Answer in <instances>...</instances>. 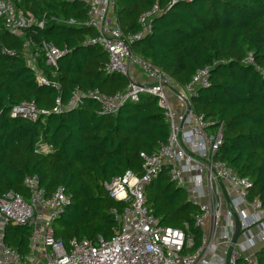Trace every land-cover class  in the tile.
<instances>
[{"label":"trees","instance_id":"16d2710c","mask_svg":"<svg viewBox=\"0 0 264 264\" xmlns=\"http://www.w3.org/2000/svg\"><path fill=\"white\" fill-rule=\"evenodd\" d=\"M15 6L35 23L22 36H13L0 22V199L9 192L28 199L24 182L35 177L46 195L63 188L72 199L54 223L57 238L65 243L110 239L116 228L111 211L123 205L109 197L105 183L127 171L142 175L141 154H152L169 137L164 110L157 98L146 94L116 114H102L99 103L88 97L69 109L77 90L114 96L127 89L130 79L108 75V54L86 45L98 32L84 25L89 10L82 1L16 0ZM156 6L151 31L132 44L133 54L182 87L199 70L209 69V87L199 89L193 110L213 123V129L224 126L215 160L250 178V200L259 199L264 207V0H116L123 33L141 32L140 17ZM46 45L65 53L57 67L47 64ZM30 55H38L36 65L49 85L37 83ZM248 55L254 65L243 63ZM58 98L63 110L56 114ZM26 101L50 114L36 121L12 119L11 110ZM40 143L52 151L38 153ZM146 197L163 226L187 225L194 238L191 251L200 246L202 232L195 227L199 208L186 190L171 183L167 171L147 187ZM29 234L27 227H10L6 243L26 252ZM257 259L264 264V246Z\"/></svg>","mask_w":264,"mask_h":264},{"label":"built area","instance_id":"2783aa9c","mask_svg":"<svg viewBox=\"0 0 264 264\" xmlns=\"http://www.w3.org/2000/svg\"><path fill=\"white\" fill-rule=\"evenodd\" d=\"M15 1L0 0V22L11 35L22 36L24 29L35 22L17 10ZM80 1L89 10L84 25L98 32L86 45L97 46L108 54V75L120 74L128 77L130 83L124 92L114 96L99 91L83 94L77 90L67 107L75 109L88 97L99 103L102 114H116L126 103H136L142 95H151L164 110L169 137L152 154H141L142 175L127 171L105 183L109 197L123 205L121 210L111 211L116 228L110 239L98 236L94 240L65 243L57 238L54 223L72 205V199L63 188L48 196L37 178L27 177L24 184L29 191L28 199L13 192L0 199V264H260L256 255H249L258 246H264V207L259 199L250 200L253 181L238 176L225 163L215 160L223 145L224 126L213 129V123L193 110L199 89L209 87V69L199 70L190 84L182 87L166 72L133 54L132 44L143 40L151 31L150 18L158 13L157 6L140 17L141 32L125 35L115 14L116 0ZM29 46L26 43L24 47ZM44 55L49 66L57 67L65 53L46 45ZM37 57L30 55L29 66L37 83L49 85L36 65ZM243 63L254 65L252 55ZM133 69L139 70L146 81L134 79ZM54 86L61 91L59 85ZM174 101L184 111H176ZM62 110L58 98L53 113L59 114ZM48 114L35 102L26 101L15 106L10 117L36 121ZM51 151L45 144L38 145V153ZM164 171L171 183L186 190L188 200L199 208L195 227L202 232V238L194 251H191L194 238L187 225L185 229L163 226L147 205L146 189ZM188 174L192 175L186 177ZM208 225L210 234L205 232ZM10 227L29 229L26 252H19L6 243Z\"/></svg>","mask_w":264,"mask_h":264},{"label":"crops","instance_id":"0c3cea01","mask_svg":"<svg viewBox=\"0 0 264 264\" xmlns=\"http://www.w3.org/2000/svg\"><path fill=\"white\" fill-rule=\"evenodd\" d=\"M162 70V69H161ZM132 77L134 78V79H136L138 82H145L146 81V78H145V76L139 71V70H137V69H133L132 70ZM180 86V85H179ZM174 104H175V101H174ZM174 109L176 110V111H179V112H182V111H184V109H182L180 106H178L177 105V103L175 104V106H174ZM192 174H188L186 177H190ZM203 200H201V202H202ZM225 203H226V205L228 206V201H227V198H225ZM229 207V206H228ZM247 213H250V212H247ZM210 226L208 225L207 227H206V229H205V232L207 233V234H210ZM216 240L218 241V237L216 238ZM262 247H260V246H258V248H256L252 253H249V255H252V254H254V255H256V253H257V251L258 250H260ZM257 256V255H256Z\"/></svg>","mask_w":264,"mask_h":264},{"label":"water","instance_id":"95a60500","mask_svg":"<svg viewBox=\"0 0 264 264\" xmlns=\"http://www.w3.org/2000/svg\"><path fill=\"white\" fill-rule=\"evenodd\" d=\"M237 237H238V230L236 231V234H235V237H234V242L237 240ZM257 255V253H256Z\"/></svg>","mask_w":264,"mask_h":264}]
</instances>
